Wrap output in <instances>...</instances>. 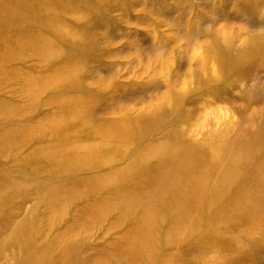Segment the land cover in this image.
<instances>
[{"label":"rangeland","instance_id":"obj_1","mask_svg":"<svg viewBox=\"0 0 264 264\" xmlns=\"http://www.w3.org/2000/svg\"><path fill=\"white\" fill-rule=\"evenodd\" d=\"M146 226L139 263L264 264V0H0V264Z\"/></svg>","mask_w":264,"mask_h":264},{"label":"bare ground","instance_id":"obj_2","mask_svg":"<svg viewBox=\"0 0 264 264\" xmlns=\"http://www.w3.org/2000/svg\"><path fill=\"white\" fill-rule=\"evenodd\" d=\"M133 154V153H132ZM163 159H161L160 161V165L163 166L162 164L165 162L168 163V159L166 157H161ZM141 169V168H140ZM139 169V170H140ZM73 170V169H72ZM131 195V194H130ZM139 200V201H138ZM144 201L146 202H149L150 204V195H146L145 197H139V198H131L127 203L128 206H126V209H125V214H128L130 213L131 211L133 210H141L140 207L143 206V203ZM140 204V205H139ZM134 205V206H133ZM149 205H147V207H145V210H144V214H143V217L145 218H148L149 219H152L151 222H152V225H154L155 223L158 222V220L156 219V213H157V209H155V207L151 206V207H148ZM144 207V206H143ZM139 208V209H137ZM109 213V212H108ZM122 217V216H121ZM126 217V216H125ZM182 220V219H181ZM180 219L176 220V221L173 223V222H170L169 224H167L168 228H169V232L170 231H173L177 228L178 224H182V221ZM166 221H168L167 219L166 220H162V222L166 223ZM150 222V223H151ZM148 225V224H147ZM151 227L152 226H146L144 227L142 230H140V232H136V228H130L129 229V232H131L132 234H135V235H132V238L127 241V243H125V246L123 248H121L117 254L119 256H125V257H130V263L128 264H143V263H139V260L141 259L140 257H146V258H150L153 257L154 255H158L159 253H164V251L167 250L168 246H172L174 245V242L178 240L175 239L173 242L170 238L167 239V241L165 243L167 244H161V243L157 246L155 245L154 247H152V249H150V247L152 246V244L150 243L151 241L149 239H151V235H153L151 233ZM143 231V232H142ZM149 231V232H148ZM185 239H188L187 235L185 234ZM186 242V241H185ZM185 242H182L185 243ZM172 243V244H171ZM144 245L145 249L143 250V253L140 254V252H138V248L140 247V245ZM181 244V245H182ZM56 252V251H55ZM144 257V258H145ZM140 258V259H139ZM139 259V260H138ZM167 259V258H166ZM170 261V260H169ZM65 262V261H64ZM160 263L159 264H180L179 260L176 259V260H173V261H170L168 262V259L167 260H161L159 261ZM155 262L152 261V263H145V264H154Z\"/></svg>","mask_w":264,"mask_h":264}]
</instances>
